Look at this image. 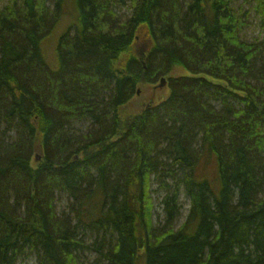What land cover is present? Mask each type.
Returning a JSON list of instances; mask_svg holds the SVG:
<instances>
[{
  "label": "trees",
  "instance_id": "obj_1",
  "mask_svg": "<svg viewBox=\"0 0 264 264\" xmlns=\"http://www.w3.org/2000/svg\"><path fill=\"white\" fill-rule=\"evenodd\" d=\"M122 1L0 7V264H264V0H128L117 23Z\"/></svg>",
  "mask_w": 264,
  "mask_h": 264
},
{
  "label": "rangeland",
  "instance_id": "obj_2",
  "mask_svg": "<svg viewBox=\"0 0 264 264\" xmlns=\"http://www.w3.org/2000/svg\"><path fill=\"white\" fill-rule=\"evenodd\" d=\"M183 1L187 2L188 0H183ZM9 2L10 0H0V7L5 6ZM122 3L123 4H116L113 7V13L115 16L113 20L116 21L117 23L123 22V20L126 19L131 12L130 9L128 8L129 6L128 0H123ZM239 3L243 5L242 1H239ZM243 6H244V10H247L249 8L248 5H243ZM74 16H75V12H72L71 9L67 8L66 14L63 16L62 21L60 22L56 30L53 32L50 38L43 43V46L45 45L46 56L48 57V65L54 70L57 68L56 57L54 58V53H55L54 49H55L56 40L65 31L66 27L72 21V17L74 18ZM242 35L243 38L247 41H251L255 39L257 36L263 37L258 28V18L254 14V12H251L249 14L248 23L246 24V27L244 28ZM180 73L184 74L183 71H181ZM158 84L159 82L152 85L139 86L137 89L139 93L125 107L126 111L138 113L141 110V108H143V104L145 102H148L151 98L153 99L152 100L153 102H151L150 104H157V102L159 103L160 100H164L169 95L170 92L169 85L166 83L163 87L160 88ZM72 129L75 133L81 135L86 133V131L88 130V125L74 123ZM162 193H163L162 191H158L157 186L152 185V199L154 203L152 221L154 227H159L164 224V215L162 212V208L160 206V201L163 197ZM56 199H57L56 202H54L56 212L61 213L62 211L67 210L66 198L57 195ZM180 204H181V211H180L181 215L176 222V226H180L185 221V217L187 216L189 210V202L185 198L183 192L181 193L180 196ZM84 257L85 259L83 260V264H93V260L95 258L94 254H86ZM17 264H37V263L35 257L29 256L25 260L24 259L20 260Z\"/></svg>",
  "mask_w": 264,
  "mask_h": 264
},
{
  "label": "water",
  "instance_id": "obj_3",
  "mask_svg": "<svg viewBox=\"0 0 264 264\" xmlns=\"http://www.w3.org/2000/svg\"><path fill=\"white\" fill-rule=\"evenodd\" d=\"M166 82H167V81H166L164 78H161L160 81H159L158 86L161 88V87H163V86L166 84ZM138 93H139V91H137V94H138ZM35 160H36V161H39V160H40V157L37 156Z\"/></svg>",
  "mask_w": 264,
  "mask_h": 264
},
{
  "label": "bare ground",
  "instance_id": "obj_4",
  "mask_svg": "<svg viewBox=\"0 0 264 264\" xmlns=\"http://www.w3.org/2000/svg\"><path fill=\"white\" fill-rule=\"evenodd\" d=\"M166 80V79H165Z\"/></svg>",
  "mask_w": 264,
  "mask_h": 264
}]
</instances>
